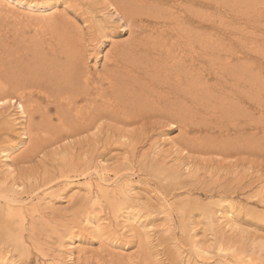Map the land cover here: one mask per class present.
Returning a JSON list of instances; mask_svg holds the SVG:
<instances>
[{
  "label": "bare ground",
  "instance_id": "1",
  "mask_svg": "<svg viewBox=\"0 0 264 264\" xmlns=\"http://www.w3.org/2000/svg\"><path fill=\"white\" fill-rule=\"evenodd\" d=\"M205 1L0 0V264H36V258L40 264H146L143 249L145 253L139 249L140 255L128 263L115 257L120 239L128 244L141 229L148 241L154 231L143 212L150 184L137 190L132 182L140 170L162 191L157 197L163 222L159 236L169 241L179 264H264V215L259 217L262 231L249 219L264 212L240 208V203L234 207L222 199L221 191L193 196L190 186L199 180L198 167L182 155L166 161L163 149L155 146L150 153L137 156L133 151L110 166L102 158L88 160L84 150L74 154L82 143L100 140L95 130L101 124H134L149 110L162 117L168 129L176 123L188 128L214 121L203 123L210 126L204 131L215 134L209 142L189 138L186 148L209 143L207 152L219 151L233 147L230 141L236 137L247 150L264 151V76L254 72L252 55L241 56L236 45L253 40L242 31L229 32L235 40L207 35ZM70 2L86 16L99 46L117 26L128 32L124 40L113 39L96 75L84 66L80 26L66 20ZM211 2L218 4L213 5L215 11L240 3L241 13L252 10L264 17V0ZM61 4L66 8L60 12ZM96 4L103 7L90 10ZM205 14L210 16L209 11ZM252 102L257 117L251 115ZM234 114H242L244 121L238 122ZM247 136L253 140L244 139ZM124 139L127 145L137 140L130 133ZM170 142L179 148L177 140ZM45 147L53 150L54 168L36 164L16 183L21 174L17 164ZM185 147L180 153L188 152ZM63 193L85 209L78 222L82 226L76 221L48 222ZM253 198L264 204V180ZM48 230L53 238L45 237ZM86 232L102 242L96 255L81 244Z\"/></svg>",
  "mask_w": 264,
  "mask_h": 264
},
{
  "label": "rangeland",
  "instance_id": "2",
  "mask_svg": "<svg viewBox=\"0 0 264 264\" xmlns=\"http://www.w3.org/2000/svg\"><path fill=\"white\" fill-rule=\"evenodd\" d=\"M208 3H210L211 5H207ZM215 4L218 5L217 3L211 2V0H206L205 4H203L204 5L202 7L203 11L202 10L201 11L204 13V17L206 19L205 23L207 24L203 28L204 32H206L207 35L214 34L216 36L218 34L219 35L218 38H228L231 40H235V36L234 35L229 36L230 31H235V32L242 31L243 33H245L248 39L253 41L248 45L242 44L241 46L240 44H236L237 46H240L241 52L239 53L241 56L242 54L244 55L245 53H248L250 56L252 55L251 56L252 58H250L249 60L251 61L252 59L253 61V65L255 67L254 72L260 71L262 73V76H264V71H263L264 70V57H263L264 17L261 16L262 17L261 18V17H257L256 15H253L252 10L241 13L239 8L240 3H236L229 8L228 7H225V9L220 8L216 11L213 6ZM67 5H69L67 8L65 4H61L58 7L60 9V12L62 11V8H66L65 9L66 20L68 22L69 21L74 22L75 27L80 26L78 28V32L80 33L79 35L82 36L81 37L82 41H80L79 47L81 51L80 53L85 57L86 65L84 66L90 69L92 75H96L98 73L97 71L102 67L103 55L111 46L110 44L112 41H114L113 39L116 40L118 39V41L124 40L127 38L128 32L127 30L120 32L119 27L117 26L116 28L111 30V37L109 38L110 40L106 39L104 43L105 45L99 46L100 45L99 42H97L92 37L94 34H92L91 29L88 28V24L85 21L86 16L82 14V11L77 10L78 9L77 6L74 7L72 2L67 3ZM98 7L102 8L103 5L96 4V7H90V10L95 11L96 9H99ZM206 8L210 12V16L205 14L208 13ZM211 21L214 22L212 27H210L211 25H209V22ZM149 25L151 26L153 24L151 23ZM241 26L247 27L249 32L247 30L245 32V30L241 29ZM224 41L227 42L228 40L224 39ZM248 47L252 48L254 51ZM255 49H257L258 52L260 53L255 52L256 51ZM258 66L261 68L259 69ZM209 83H214V79L211 80ZM149 108L150 107H148L147 109L149 110ZM253 109H254V104L252 102L250 111L253 113L251 115L253 116L255 115L257 117V113ZM237 113L240 112L236 111L235 114ZM204 115L208 116L209 114H204ZM235 116H237L236 118L239 117L237 119L238 122L244 121L243 120L244 116L242 114ZM203 118H207V117L203 116ZM213 122L214 121L211 122L210 120L198 121L191 124V126H189L188 128L185 127L183 124L176 123L175 124L176 126L171 125L172 129H168V124L164 122L162 117L158 116L157 113L149 110V114L147 113L146 117H144L140 121L135 122L134 124L124 125V124H116L108 121L101 124V127L95 130V132H98L96 135L100 136V140L97 141L98 140L97 139L94 142L92 139L91 143L90 140H88L85 143H82V145H80L82 147L80 146L77 147V150L74 152V154L75 155L80 154L81 151L84 150L83 152L84 154H86L85 156L88 157V160L91 161L92 159L95 160L96 158L97 159L102 158L111 166L112 165L111 163L116 164L120 162L121 159H123V157L129 156V154L133 151L135 152V155L138 156L143 152L150 153L151 149L155 146L161 147L165 152L166 161H171L172 159L178 158L180 155H182V158L186 162H190V164H192L193 167L196 168L198 167L199 180L196 181L197 183L195 182L190 186V191L192 192L193 196L204 198L207 194H209V192L207 191H211L213 194L216 193L215 191H221V195L223 197L222 199L224 200L226 199V202L229 201L234 207L238 206L240 203V205H243L240 208L250 207L254 211L255 210L257 212L261 211L263 213L264 204L260 203L257 199L253 198V195L255 193L257 185L260 183V181L264 180V153H263L264 151H259L260 152L259 153L257 151L254 152L255 149L247 150L242 144L241 139L240 138L237 139L236 137L230 141L233 147H229V148L223 147L219 151H214V152H207L208 149H205L209 143H207L203 147L195 146L192 149L189 146H187V148L185 147L186 141L188 142L189 138L194 139L195 143H203L204 140H207L209 142L210 139L215 136V134L213 130L204 131L210 126L203 125V123L212 125ZM250 126H251L250 130L252 131L251 128L253 127V124ZM128 133H130L133 138H137L135 143L131 142L130 145H127L129 141L124 139V135ZM138 134H143L144 137H140L141 138L140 139ZM195 137L198 138L196 139ZM105 138L107 139V141H105L106 144H104L105 145L104 146L101 141H104ZM170 138L177 140L176 143L178 144L179 148L172 145V143L170 142ZM247 138H249V140H253L250 136L244 137V139ZM63 142H65V140H63ZM58 144L60 145L59 147L63 146L62 142H59ZM181 147H185L186 151L188 152L180 153L179 149ZM51 150H52L51 148L45 147L44 149L41 150V152L39 151V154L33 153L30 159L28 160V162H19L16 168L18 170V173L20 174L21 172V174L17 175V179L15 180V182L18 183L19 181L22 180L21 175L23 176V179H26L25 173L22 172L29 171L30 169H32V167L34 168V165L36 164L40 165V163L42 162L44 163V167L46 169L52 170L54 168V163L56 162L55 161L56 158L54 157L52 158L51 153L53 150L52 151ZM257 153H259L260 155ZM261 153L263 155H261ZM38 170L39 172L41 171L40 168H38ZM141 171L142 170H140V176H143V178L142 177L140 178L139 174L136 173L132 177L133 180L132 182L136 186L137 190L139 187L143 188L145 185L148 186L150 184L148 190L144 191L145 193L147 192L146 199L148 198L149 201L143 198L147 206L144 209V211L143 210L142 211L146 215L148 214L147 221L152 222L154 231L152 232L149 238L150 243H149V239L148 241H145L146 235L143 236L141 234V229L140 230L138 229L137 234H134L132 241L129 242L128 244H126L125 241H122L120 239L118 243L119 247H116L117 249L115 248V250L117 251V252L115 251L116 252L115 257L119 256V258L123 260V263H126V261L128 263L129 258L130 260L131 258L135 259L137 255H140L139 251L143 249L147 251L145 253V251L141 250V252L143 251L145 255L147 254L146 258L148 259L145 261L146 264L147 263L155 264V261L156 264L157 262L159 264H179L177 260L173 259V255H175V253L170 248L169 241L161 240L159 236L161 235L160 230L163 228L162 225L163 222L161 220V215L159 214L160 202L157 200L158 199L157 197L161 196L162 191H160L158 188L153 187L152 184H154L153 183L154 180L151 175L149 174L146 175L145 171L142 172ZM138 180L142 183V186L138 182ZM75 181L78 182L80 180H75ZM206 183L208 186L206 185ZM67 197H68L67 193H63L61 196H58L56 198L54 202L56 203L54 204V207L56 209V214H54L53 217L49 216V219H51V221L48 222L56 221V222L68 223L70 221H76V223H78L82 221V217L84 216V211H85V209L80 210L82 204L78 199H73L68 201ZM226 202H223L222 204L227 206ZM263 215L264 214H261L260 216L257 215V217L249 218L254 223L253 227L255 226L254 228L256 229L259 228L258 230L260 231H262L263 229V224H260L262 220L259 217H263ZM53 218L55 219L53 220ZM78 224L79 226H82L83 223H78ZM84 234H85L84 236L82 235V242H81L82 246L86 247L88 250H91L89 251L90 254L96 255L97 252L101 250L102 242L99 240L98 237H95L88 232ZM46 236L47 238L54 237L53 233L49 232V230H48V235H45V237ZM103 245H108V244H106L105 242V244ZM132 254L135 257L132 256ZM36 262H37L36 264H40L39 259L37 258H36Z\"/></svg>",
  "mask_w": 264,
  "mask_h": 264
}]
</instances>
